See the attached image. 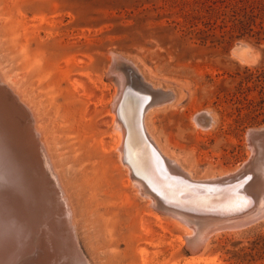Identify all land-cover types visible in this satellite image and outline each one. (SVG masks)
Instances as JSON below:
<instances>
[{"label":"rangeland","instance_id":"374dc122","mask_svg":"<svg viewBox=\"0 0 264 264\" xmlns=\"http://www.w3.org/2000/svg\"><path fill=\"white\" fill-rule=\"evenodd\" d=\"M225 4L221 0H0V102L2 98L9 104L16 101L13 113L18 115L13 119L21 121L20 128L24 112L29 122L25 125L34 123L29 127L31 139L37 140L35 146L40 140L45 144L40 146L48 158L45 161L37 147L44 178L53 186L50 190L61 195V203L66 200L60 186L69 194L77 238L90 264H264V217L213 239L199 261L183 247V230L163 216L159 221L151 218L155 237L145 242L139 231V200L123 188L124 179L115 169L104 167L100 139L109 132L98 133L95 126V113L116 83L115 76H106L110 63L121 69L132 65L146 81L178 95L181 108L153 107L147 117L170 156L197 178L241 168L257 149L247 132L264 127V75L259 73L264 70V34L226 35ZM242 41L255 52L253 64L239 62L232 53ZM80 73L95 82L81 77L92 87L93 103L83 105L70 95L68 77ZM202 111H211L216 119L209 130L194 120ZM109 159L116 161L113 156ZM98 203L107 206L110 214L104 216L103 208L94 212ZM67 204L61 205L66 209ZM34 251L21 264H35L28 262L35 259L38 249Z\"/></svg>","mask_w":264,"mask_h":264},{"label":"bare ground","instance_id":"6f19581e","mask_svg":"<svg viewBox=\"0 0 264 264\" xmlns=\"http://www.w3.org/2000/svg\"><path fill=\"white\" fill-rule=\"evenodd\" d=\"M232 53L243 64H253L257 59L250 45L244 42L240 47L234 48ZM118 56L117 61L120 60V55ZM125 63L128 64L126 61ZM110 64L111 67L106 76H115L114 91L108 96L106 95L103 106L101 104L102 108L95 113L97 132L103 133V135L104 132H109L107 137L100 139V153L102 154L100 156L106 157L104 167H109L112 171L115 169L116 174L124 179L123 188L132 195L134 200H139L141 238L145 242L153 239L155 231L152 229L151 218L159 221L163 216L171 222L172 226L183 230V247L191 255L193 254L191 259L199 261L213 239L236 232V230L245 228L252 222L263 218L264 133L253 139L257 142L258 150L253 151L252 156L250 155L251 158H248L249 160L247 159L248 161H245L246 163L241 168L236 167L218 176L197 178L189 168L182 167L177 157L168 154L151 131L147 121L148 113L153 107L159 110L168 109V111L181 108L178 107L177 93L170 89L163 91L162 87H158L156 83L154 85L146 81L135 66L126 65L121 69L112 62ZM81 77H86L89 82L95 83L91 77L82 73L79 76L69 75L68 82L72 87V90H69L70 95L76 96L83 105L88 102L93 103L91 99L92 87ZM7 87L9 86L7 85ZM1 89L3 91L4 86ZM15 94L14 92V96ZM19 96L16 95L17 98ZM9 102L10 100L6 98H2L0 102V264H21L26 257L35 252V249H38L35 259L31 258L28 262L35 264H90L77 238L75 209L71 205L69 194L60 184L61 188H59L64 190L61 191V193L64 192L62 198L67 201V205L70 207H68L69 210H66L68 209L64 208L66 201L65 204L60 202L61 195L54 194L50 190V188L54 189L53 186L51 187L48 180L44 178V172L40 165L42 162L40 163L39 157L42 155L45 161L48 160L44 156L43 147L40 146V144H45L40 140L38 142L40 147L35 146L37 143L34 144V140H37L33 139L35 138L33 136V140L31 139L29 128L30 124L34 125V123L25 125L28 118L26 121L24 112V116L22 114L21 117L22 128H20L21 121L17 123V120L13 119L14 114H17L13 113V109L17 106H15L16 101L15 104L13 103L14 106ZM19 111L22 110L19 109ZM30 111L29 109L28 112ZM32 112V114L35 113L33 110ZM207 112L211 111H202L201 114ZM86 114H89L88 111ZM199 115L195 116L194 120L204 129L209 130L216 124L215 117L209 121ZM34 128L36 129L35 126ZM36 130L38 133L41 131H38V128ZM37 147L41 148L42 152H38L41 155H38ZM250 149L252 150V148ZM169 152L171 153V151ZM111 156L115 157L116 161H111L109 159ZM50 165L53 166V164ZM47 170L46 168V172H48ZM54 176L57 177V175ZM251 176L246 196L242 187ZM237 179L241 180L236 182ZM214 185L216 189L212 192ZM56 186L55 188H57ZM58 189L57 192H59ZM49 192L52 196L58 197L57 195H59L58 199L55 200V196V198L50 197ZM60 203L65 206L63 207ZM95 208L94 212H99V209L103 208L104 216L110 214L108 207L101 203H98ZM146 211L149 214H145ZM99 226L103 230L102 222H99ZM132 240L133 238L128 239L127 247ZM139 240L141 239L139 238ZM140 252L142 253L143 249L139 247L138 253ZM133 257L136 258V255ZM212 260L214 258H210V263L213 262Z\"/></svg>","mask_w":264,"mask_h":264},{"label":"trees","instance_id":"16d2710c","mask_svg":"<svg viewBox=\"0 0 264 264\" xmlns=\"http://www.w3.org/2000/svg\"><path fill=\"white\" fill-rule=\"evenodd\" d=\"M225 4L223 11V28H227L226 35L244 36L264 34V0H221ZM259 27L255 30V27ZM264 75V70L259 72ZM264 93V90L262 91Z\"/></svg>","mask_w":264,"mask_h":264},{"label":"water","instance_id":"95a60500","mask_svg":"<svg viewBox=\"0 0 264 264\" xmlns=\"http://www.w3.org/2000/svg\"><path fill=\"white\" fill-rule=\"evenodd\" d=\"M241 46V43H237L234 48L236 47H240ZM233 48V49H234ZM208 113V114H207ZM207 113H203V114H200L199 116H202L204 118H207V120L211 121L213 119V116H212V113L211 112H207ZM264 133V127H261V128H258V129H251L247 132V134L250 136V138L253 140L254 138H257L258 136L262 135ZM250 174V173H249ZM242 179V178H241ZM241 179H237L235 180L236 182H239ZM249 179H252V176L248 178V181L247 183L242 187V191L244 192V194L246 195V193L248 192L247 191V186H248V182H249ZM235 181H232V182H235ZM230 185V184H228ZM203 187V186H202ZM229 187V186H228ZM216 189L215 185L214 187H212V192H214ZM218 189V188H217ZM247 196V195H246Z\"/></svg>","mask_w":264,"mask_h":264}]
</instances>
